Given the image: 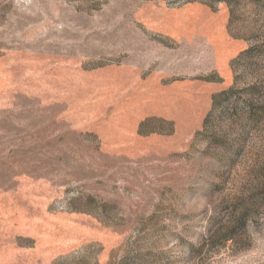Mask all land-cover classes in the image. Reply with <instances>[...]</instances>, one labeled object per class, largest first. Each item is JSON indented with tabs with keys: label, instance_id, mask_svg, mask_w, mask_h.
Wrapping results in <instances>:
<instances>
[{
	"label": "rangeland",
	"instance_id": "374dc122",
	"mask_svg": "<svg viewBox=\"0 0 264 264\" xmlns=\"http://www.w3.org/2000/svg\"><path fill=\"white\" fill-rule=\"evenodd\" d=\"M0 264H264V0H0Z\"/></svg>",
	"mask_w": 264,
	"mask_h": 264
}]
</instances>
